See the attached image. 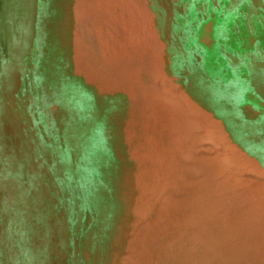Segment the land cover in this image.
Listing matches in <instances>:
<instances>
[{
  "label": "rangeland",
  "instance_id": "1",
  "mask_svg": "<svg viewBox=\"0 0 264 264\" xmlns=\"http://www.w3.org/2000/svg\"><path fill=\"white\" fill-rule=\"evenodd\" d=\"M0 264H264V0H0Z\"/></svg>",
  "mask_w": 264,
  "mask_h": 264
}]
</instances>
